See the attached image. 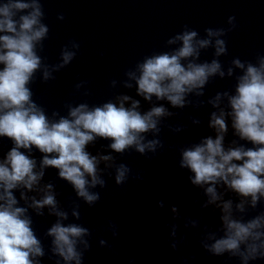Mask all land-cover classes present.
I'll return each mask as SVG.
<instances>
[{"label":"water","instance_id":"water-1","mask_svg":"<svg viewBox=\"0 0 264 264\" xmlns=\"http://www.w3.org/2000/svg\"><path fill=\"white\" fill-rule=\"evenodd\" d=\"M38 2L41 23L48 31L35 45L40 67L27 86L32 93L31 100L51 122L61 117L71 119L70 109L80 104H86L89 109L108 102L119 105L124 96L130 98L123 101L126 108L135 100L139 102L137 110L141 114L161 105L167 114L158 118V132L142 133L144 142L159 141L155 151L146 149L140 153L130 146L117 153L109 147L111 138L101 137H95L85 146L98 159L112 157L109 161L100 160L97 165V174L104 185L89 189L99 194V199L91 205L52 166L43 169V176L32 189L21 185L12 190L16 206L26 209L25 215L31 219L34 235L43 250V255L34 259L38 264H75L65 262L53 252V237L48 229L60 220L64 225L73 223L88 229L84 237L88 247L82 243L77 245L82 264H240L239 257L227 252L215 256L203 247L204 243L212 242L208 239L210 234L223 235L222 213L217 207L221 201L207 203L209 198L204 191L207 185H193L189 180L192 173L181 168L179 162L185 148L201 143L206 137L215 138L216 130L209 121L213 112L219 115L221 110L227 126L224 148L254 147L232 127L228 97L235 94L238 77L244 72L232 61L239 59L245 67L249 63L258 66L259 58L264 56V0ZM229 17L234 18L231 23ZM209 28L224 29L220 38L226 42V53L215 55L216 38L213 37L209 46L199 50L195 62L218 60L223 77L218 73L210 76L202 90L187 93L183 107L173 106L167 99H157L154 95L146 100L137 93L136 80L129 73L138 76V65L145 58L178 48L179 41L172 44L168 41L185 30H195L198 39L208 38L206 29ZM65 50L74 53L67 64L62 59ZM45 70L49 72L48 78L44 77ZM217 93L220 100L214 106L210 101ZM13 146L11 138L0 136V160ZM20 151L35 159V170L39 171L46 154L35 146ZM120 164L130 171L126 181L118 185L115 174ZM48 184L52 185L57 210L66 212V219L51 212L50 206L39 210L31 206L32 198L41 199L42 189ZM216 190L222 194V201H232L233 215L237 218L248 220L264 212V198L252 207L250 197L240 196L223 182L216 185ZM241 200L245 201L243 212L235 207ZM161 201L163 207L159 205ZM173 207L176 212L172 211ZM74 210L78 216L72 214ZM173 243L175 249L171 247ZM249 264H264V258Z\"/></svg>","mask_w":264,"mask_h":264},{"label":"clouds","instance_id":"clouds-1","mask_svg":"<svg viewBox=\"0 0 264 264\" xmlns=\"http://www.w3.org/2000/svg\"><path fill=\"white\" fill-rule=\"evenodd\" d=\"M27 9L30 11L25 13ZM41 16L38 0H0V136L11 138L14 144L0 160V264H38L34 258L43 255L31 227L32 221L25 215L26 209L16 206L13 189L21 185L32 189L43 176V169L52 166L59 170L61 178L71 183L77 195L91 205L99 199V194L89 189L97 184L104 185V180L97 174V165L100 160L109 161L112 157L98 159L90 155L85 146L95 137H101L111 138L109 147L117 153L130 146L140 153L146 149L155 151L159 141L144 142L142 133L158 132V118L167 114L162 105L141 114L137 110L139 102L135 100L126 108L123 101L130 98L124 96L119 105L108 102L89 109L86 104H80L70 109L68 115L71 119L61 117L51 122L31 100L32 93L27 86L40 67L35 45L48 31L41 23ZM233 19L229 17V23ZM206 32L208 38L198 39L195 30H185L168 41L169 44L179 41L178 48L145 58L138 65V76L129 73L136 80L137 93L146 100L154 95L157 99H167L173 106L183 107L187 93L202 90L210 76L218 73L223 77L218 60L195 62L199 50L209 46L213 37L216 38L215 55L226 53V42L220 38L224 29L209 28ZM73 56V52L65 50L63 64ZM232 63L244 72L238 77L235 94L228 97L231 108L228 115L236 134L254 147L224 148L227 126L225 113L221 110L219 115L213 112L209 121L216 130L215 138L209 136L201 143L185 148L179 164L190 170L189 180L193 185H207L204 188L209 198L207 203L221 201L217 207L222 213L223 235L210 234L208 239L212 242L204 243L203 247L212 255L221 256L227 252L239 257L240 264H249V261L264 258V212L248 220L235 217L232 201H222L216 185L223 182L240 196L250 197L252 207L264 198V56L259 58L258 66L249 63L245 67L239 59ZM228 74H232L231 68ZM48 76L49 72L45 70L44 77ZM219 100L220 94L217 93L210 102L216 106ZM31 146L46 154L39 171L35 170V159L20 151L21 148L30 150ZM129 171L124 164L116 168L118 185L126 181ZM51 189V184L46 185L42 189V198H32L31 206L37 210L50 206L51 212L66 219L67 213L57 210ZM21 197L24 198L23 193ZM244 204L245 201L241 200L235 207L243 212ZM159 205L163 207V202ZM172 211L176 212V208L173 207ZM72 214L78 216L75 210ZM48 234L53 237V252L65 262L82 264V253L77 245L82 243L88 247L84 240L87 228L73 223L64 225L58 220L48 229ZM172 234L175 235V231ZM100 243L104 244V241ZM171 247L175 249L176 244Z\"/></svg>","mask_w":264,"mask_h":264}]
</instances>
